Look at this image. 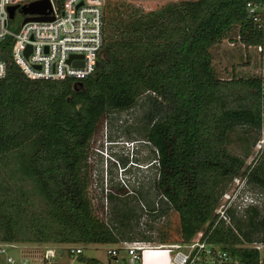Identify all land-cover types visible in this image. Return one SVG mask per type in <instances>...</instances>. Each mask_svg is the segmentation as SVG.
<instances>
[{
    "label": "trees",
    "instance_id": "1",
    "mask_svg": "<svg viewBox=\"0 0 264 264\" xmlns=\"http://www.w3.org/2000/svg\"><path fill=\"white\" fill-rule=\"evenodd\" d=\"M249 2L264 4L181 0L142 12L105 0L98 65L81 79H30L10 58V41L0 43L6 61L0 79V164L12 162L14 172L31 178L50 205L59 221L52 242H116L92 214L84 163L103 114L131 108L143 93L146 141L157 156L153 188L178 217L177 236L168 235L165 243L208 231L234 178L245 176L246 189L255 185L264 191L263 168L245 165L228 151L239 139L237 126L264 129V76L219 78L210 52L237 28L240 43L261 46L264 60V28L249 15ZM10 210L0 204V242H49L44 225L35 236L19 238L18 217ZM247 210L251 215L242 224L230 209L232 226L218 222L209 240L225 245L242 264H258V251L243 246L264 243V218L254 220L257 204ZM252 232L261 233L258 240ZM78 260L103 264L85 256Z\"/></svg>",
    "mask_w": 264,
    "mask_h": 264
},
{
    "label": "rangeland",
    "instance_id": "2",
    "mask_svg": "<svg viewBox=\"0 0 264 264\" xmlns=\"http://www.w3.org/2000/svg\"><path fill=\"white\" fill-rule=\"evenodd\" d=\"M108 1L124 5V8L149 12L181 0ZM14 21L18 26V20ZM13 23L11 21V24ZM12 29L17 30L15 27ZM210 52L211 64L219 78L228 79L233 75L237 77L264 75V60H262L261 52L255 47L245 48L238 40L237 28L221 43L211 48ZM147 99L146 93H143L131 108L107 111L103 114L101 123L89 142L83 172L87 178L86 194L91 204L92 214L103 222L113 235L115 234L116 240L124 237L123 233L127 232L131 218L133 224L131 234H136L138 239L150 240L158 244L164 242L170 234L177 236L178 217L174 211L170 210L168 203L164 202L165 200L160 195L155 194L154 188H151L156 177V166L152 162L157 156L154 147L146 141ZM235 131L239 139L233 140L228 151L242 158L245 165H259L264 170V129L256 130L239 125ZM13 168L12 162L8 166L0 164V204L6 210L11 209L10 211L16 213L20 229L19 238L35 236L37 233L35 229L44 225L48 227V231L43 232L49 238V242H11L16 248L9 249L10 255L16 259L19 255H26L31 261L37 262L45 248L51 247L57 251L58 262L74 264L75 262L65 253L68 247L75 246V244L51 241L59 221L54 216L52 217L50 205L37 192L34 181L14 172ZM246 192L253 195L259 207V213L255 215L254 220H262L264 218V191L253 185L251 188L247 187ZM138 195L144 199L142 201L145 204L154 201L153 206H155V203H158L161 213L166 217L154 218L153 214L149 221V216H144L145 212L143 214L140 212V203L134 201ZM127 204L133 206L132 210L130 206H126ZM236 215L241 216L242 224H246L251 214L247 210L238 212ZM259 235L261 233H251L254 240H258ZM248 244L252 242L244 243V245ZM76 246L81 247L80 244ZM112 247L115 248L116 245L112 243L90 244L82 247L83 256L97 259L103 264H138L131 261L127 255H125V260L115 263L106 254V250Z\"/></svg>",
    "mask_w": 264,
    "mask_h": 264
},
{
    "label": "built area",
    "instance_id": "3",
    "mask_svg": "<svg viewBox=\"0 0 264 264\" xmlns=\"http://www.w3.org/2000/svg\"><path fill=\"white\" fill-rule=\"evenodd\" d=\"M36 1L41 0H0V43L10 41V58L30 79L60 81L81 79L90 75L97 66V55L103 44L105 0H63L60 4L58 0H48L49 7L44 9V13L31 14L22 11L24 7ZM10 7H15L12 18ZM247 10L254 21L264 28V4L249 2ZM29 17L41 19L23 22ZM16 19L18 26L14 21ZM11 21L14 23L11 24ZM255 48L261 52V46ZM1 56H4L2 46L0 79L6 75V61L5 58L1 59ZM245 183V176L236 177L231 181L215 210L214 224L208 231H198L191 240L155 244L150 240L138 239L136 234H131L133 224L130 218V226L127 232L123 233L124 237L116 240V247L107 249L106 254L116 259L119 251L123 250L131 261L139 263L147 254L161 251L169 256L170 264H242L225 245L209 240V235L218 222L231 225L228 212L230 209L238 213L256 205L253 195L246 192ZM161 197L167 202L164 196ZM153 214L154 218L166 217L161 213L158 203L152 211L143 215L149 216L150 221ZM82 247L84 246L75 245L66 249V256L71 258L74 264H85L78 260L83 255ZM243 247L258 251V264H264V243L254 241ZM12 248H16L15 244L0 242V264H64L57 261V251L51 247L45 248L37 262L31 261L26 255L14 258L9 253Z\"/></svg>",
    "mask_w": 264,
    "mask_h": 264
},
{
    "label": "crops",
    "instance_id": "4",
    "mask_svg": "<svg viewBox=\"0 0 264 264\" xmlns=\"http://www.w3.org/2000/svg\"><path fill=\"white\" fill-rule=\"evenodd\" d=\"M161 243H165V241ZM123 252L124 251L121 250V252L118 253L116 259H113L115 263H119L120 261L125 260V255L127 254L125 252L124 254H122ZM140 264H169V256H167V254H165L164 252L157 253V254H154V252L149 253L144 257V259H141Z\"/></svg>",
    "mask_w": 264,
    "mask_h": 264
},
{
    "label": "water",
    "instance_id": "5",
    "mask_svg": "<svg viewBox=\"0 0 264 264\" xmlns=\"http://www.w3.org/2000/svg\"><path fill=\"white\" fill-rule=\"evenodd\" d=\"M49 7V1L48 0H41V1H36L31 3L30 5H28L27 7H24L22 9V11L24 13H37V14H41L44 13V9ZM15 7H10L9 11H10V17H13V12H14ZM41 19L40 17H29V18H25L23 22H26L28 20H38ZM4 56H1V59H3ZM98 65V61L96 63Z\"/></svg>",
    "mask_w": 264,
    "mask_h": 264
},
{
    "label": "flooded vegetation",
    "instance_id": "6",
    "mask_svg": "<svg viewBox=\"0 0 264 264\" xmlns=\"http://www.w3.org/2000/svg\"><path fill=\"white\" fill-rule=\"evenodd\" d=\"M152 164H153V162H152ZM151 165V164H150ZM151 188L153 189V184H152V186H151ZM139 196V195H138ZM138 196H136V199H134V201L136 200V202L138 201L139 203H140V207H139V210H140V212H142V214H143V212H148V211H152L153 210V208H154V206H153V203H154V201H152L150 204H145L142 200H144V199H142L140 196L138 197ZM145 196V195H144ZM143 196V197H144ZM145 202H147V201H145ZM131 204V203H130ZM130 204H127L126 206H130L131 207V210H132V208H133V206H131Z\"/></svg>",
    "mask_w": 264,
    "mask_h": 264
},
{
    "label": "bare ground",
    "instance_id": "7",
    "mask_svg": "<svg viewBox=\"0 0 264 264\" xmlns=\"http://www.w3.org/2000/svg\"><path fill=\"white\" fill-rule=\"evenodd\" d=\"M157 253H163V252H161V251H160V252H159V251H157V252H154V254H157ZM169 264H170V262H169Z\"/></svg>",
    "mask_w": 264,
    "mask_h": 264
}]
</instances>
